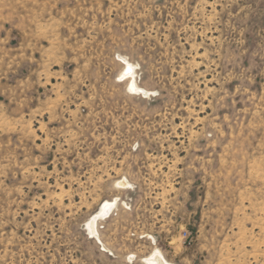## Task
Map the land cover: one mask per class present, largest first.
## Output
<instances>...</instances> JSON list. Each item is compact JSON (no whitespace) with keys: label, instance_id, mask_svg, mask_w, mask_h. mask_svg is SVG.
I'll return each instance as SVG.
<instances>
[{"label":"rangeland","instance_id":"1","mask_svg":"<svg viewBox=\"0 0 264 264\" xmlns=\"http://www.w3.org/2000/svg\"><path fill=\"white\" fill-rule=\"evenodd\" d=\"M155 254L264 264V0H0V264Z\"/></svg>","mask_w":264,"mask_h":264},{"label":"bare ground","instance_id":"2","mask_svg":"<svg viewBox=\"0 0 264 264\" xmlns=\"http://www.w3.org/2000/svg\"><path fill=\"white\" fill-rule=\"evenodd\" d=\"M127 65V64H126ZM129 68V67H127ZM130 69V68H129ZM129 69H127V73L128 71H130ZM131 73V72H130ZM133 91H138V88H133ZM114 205V203H109V202H105L101 208L99 209V211H97V213L93 216V219L91 220V222L89 223L88 227L91 230L90 233H92L93 235H96L95 233V225L94 223L97 221V219L99 218H105V216L108 214L110 208ZM144 262L146 264H167L164 260L163 257H161V255H157L156 254L150 258H147L144 260Z\"/></svg>","mask_w":264,"mask_h":264}]
</instances>
